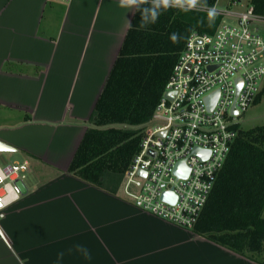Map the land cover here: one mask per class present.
Returning <instances> with one entry per match:
<instances>
[{
	"label": "crops",
	"instance_id": "crops-1",
	"mask_svg": "<svg viewBox=\"0 0 264 264\" xmlns=\"http://www.w3.org/2000/svg\"><path fill=\"white\" fill-rule=\"evenodd\" d=\"M136 10L0 0V140L30 162L0 216V264H258L68 170Z\"/></svg>",
	"mask_w": 264,
	"mask_h": 264
},
{
	"label": "built area",
	"instance_id": "built-area-1",
	"mask_svg": "<svg viewBox=\"0 0 264 264\" xmlns=\"http://www.w3.org/2000/svg\"><path fill=\"white\" fill-rule=\"evenodd\" d=\"M219 1L195 9L215 8L222 20L213 33L190 34L119 187L137 208L187 229L198 222L242 115L263 88L264 36L253 23L264 22V15L249 2L230 0L221 9ZM215 94L210 108L209 97ZM180 162L184 168L178 174ZM29 170L27 159L0 164V216L22 197Z\"/></svg>",
	"mask_w": 264,
	"mask_h": 264
},
{
	"label": "trees",
	"instance_id": "trees-1",
	"mask_svg": "<svg viewBox=\"0 0 264 264\" xmlns=\"http://www.w3.org/2000/svg\"><path fill=\"white\" fill-rule=\"evenodd\" d=\"M216 2L206 0V5ZM249 3L258 15H264V0ZM221 20L216 15L209 25L207 12L169 8L156 23L141 28V11L136 10L90 126L69 165L70 173L108 192H118L190 34L195 30L213 33ZM172 33L181 37L178 43L171 41ZM263 95L264 87L255 103ZM191 231L264 264V124L239 127Z\"/></svg>",
	"mask_w": 264,
	"mask_h": 264
},
{
	"label": "clouds",
	"instance_id": "clouds-1",
	"mask_svg": "<svg viewBox=\"0 0 264 264\" xmlns=\"http://www.w3.org/2000/svg\"><path fill=\"white\" fill-rule=\"evenodd\" d=\"M122 8L137 9L141 11V28H146L149 24H154L159 19L163 11L169 8H178L181 11H191L198 7L205 8L206 0H119ZM148 5L146 7H141ZM216 16L215 8L207 10L209 25H211ZM170 39L173 43H178L181 37L177 33H172ZM75 250L84 255L86 259H90V253L83 246H75ZM72 250H69L71 252ZM64 253L58 254V259H62Z\"/></svg>",
	"mask_w": 264,
	"mask_h": 264
},
{
	"label": "rangeland",
	"instance_id": "rangeland-1",
	"mask_svg": "<svg viewBox=\"0 0 264 264\" xmlns=\"http://www.w3.org/2000/svg\"><path fill=\"white\" fill-rule=\"evenodd\" d=\"M229 1L230 0H220L219 8L221 9L225 8ZM241 1L243 3L249 2V0H241ZM229 8H231L232 10H240V8H237L236 6H231ZM225 20L235 23V21L230 20L229 17H226ZM253 26L257 27L260 33L264 36L263 21L254 22ZM263 86H264V79H263ZM260 124H264V95L259 102L254 103L252 106H250V108L242 115L241 118V126L244 128H249ZM10 152L11 151H0L1 165L12 163L15 160L21 161L25 159V157L20 153L11 154Z\"/></svg>",
	"mask_w": 264,
	"mask_h": 264
},
{
	"label": "water",
	"instance_id": "water-1",
	"mask_svg": "<svg viewBox=\"0 0 264 264\" xmlns=\"http://www.w3.org/2000/svg\"><path fill=\"white\" fill-rule=\"evenodd\" d=\"M165 96H166L167 98H171V97H172V93L168 92V93L165 94ZM216 97H217L216 94L213 95V96H210V97H209V107H210V108H212V107L214 106V104H215V100H216ZM15 150H16V149H15L13 146H11L10 144H8V143H6V142L0 140V151H15ZM201 151H202V150H200V149H198V148L195 149V152H196L197 154H200ZM183 168H184V162H180V163L178 164V166H177V169H176L177 173H178V174H181ZM166 195H168V194H165V196H166Z\"/></svg>",
	"mask_w": 264,
	"mask_h": 264
},
{
	"label": "snow or ice",
	"instance_id": "snow-or-ice-1",
	"mask_svg": "<svg viewBox=\"0 0 264 264\" xmlns=\"http://www.w3.org/2000/svg\"><path fill=\"white\" fill-rule=\"evenodd\" d=\"M0 207H3V204L2 203H0Z\"/></svg>",
	"mask_w": 264,
	"mask_h": 264
}]
</instances>
